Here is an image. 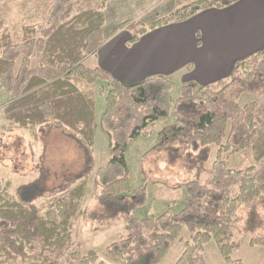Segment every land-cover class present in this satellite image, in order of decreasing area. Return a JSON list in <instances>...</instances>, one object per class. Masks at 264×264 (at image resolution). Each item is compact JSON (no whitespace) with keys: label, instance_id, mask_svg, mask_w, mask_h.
I'll use <instances>...</instances> for the list:
<instances>
[{"label":"trees","instance_id":"obj_1","mask_svg":"<svg viewBox=\"0 0 264 264\" xmlns=\"http://www.w3.org/2000/svg\"><path fill=\"white\" fill-rule=\"evenodd\" d=\"M112 1L52 0L43 7L42 0H25L0 18V88L12 98L5 112L9 126L32 134L53 126L79 143L88 159L87 173L54 192L43 211L15 199L8 185L0 189V264H107L96 251L83 253L72 232L92 192L88 178L94 171L98 87L106 91L102 122L111 138V157L94 175L95 204L87 216L97 224L124 220L129 234L109 247L112 263L159 264L186 227L191 240L176 264H207L203 254L211 241L226 264H244L232 259L239 235L264 247V49L238 61L221 89L185 85L174 100L175 83L165 76L125 86L84 64L105 43L104 10ZM239 1L198 0L148 25L128 21L120 28L131 24L133 44L151 30ZM30 8L36 13L16 22ZM244 94L262 101L241 105ZM173 110L176 122L159 132L148 154L170 157V166L179 162L187 173L196 172L195 179L184 185L183 210L138 220L134 213L146 204L147 189L132 191L126 151ZM247 152L249 167L228 168L229 158ZM204 172L209 178L202 183Z\"/></svg>","mask_w":264,"mask_h":264},{"label":"rangeland","instance_id":"obj_2","mask_svg":"<svg viewBox=\"0 0 264 264\" xmlns=\"http://www.w3.org/2000/svg\"><path fill=\"white\" fill-rule=\"evenodd\" d=\"M51 1L42 0L41 6L50 5ZM124 1L127 0H114L106 5L104 34L113 31L119 22L127 20L126 16L133 15L134 9L130 10L129 8H137L139 16L146 12L139 20L132 19L131 23L141 22V24L148 25L153 20L168 16H164L170 10L167 8L172 7L175 3V0H170L162 8H156L158 3L150 4L151 0H139L136 4L127 5V9H125L123 6L126 2ZM195 1L198 0L186 2L182 6ZM24 2L25 0H0V18H4L10 9H12L10 12H16ZM30 13H36V10L30 8L25 14H16L19 17L16 22L24 21V18ZM130 25L126 27L131 31ZM89 63L91 64V62ZM175 82L172 89L174 100L178 98L182 87L178 81ZM219 89H221L220 86ZM9 99L11 96L0 88V179L3 176L4 180H10L12 192L18 201L43 211L54 192L60 190L68 180L77 178L86 171L87 157L79 143L54 128V134L51 132L52 135L46 137L45 140H42L41 135L36 140L27 131L9 128L4 116V105ZM261 101L262 98L257 95L244 94L239 103L246 105ZM94 103V157L96 168H99L108 163L112 144L102 122L106 108V91H102L100 87L95 93ZM175 122L173 110L170 117L162 119L151 127L149 136L135 139L127 148L126 159L131 176L132 191H136L140 187L147 189L146 204L134 213L138 220L161 216L169 211L180 212L185 208L188 196L184 185L188 180L195 179L194 173L196 172L187 173L179 162L170 166L168 164L170 157L168 156L148 154L158 144L159 132L166 125ZM216 151L215 147L210 163L215 159ZM252 163L251 154L248 155V152L234 155L227 160L228 168L236 170H243ZM208 178V172H204L200 176L202 183ZM90 179L92 180L90 191L93 192L94 176ZM3 186V183L0 184V188ZM92 192L89 197L84 199L77 215L73 228V240L79 244L83 253L96 251L100 260L107 264H113L108 251L109 247L126 238L129 232L122 218L105 224H97L89 220L87 213L94 205ZM191 236V231L184 227L171 250L159 264H176L183 254L185 243L191 240ZM238 240L240 248L232 254L233 260H242L244 264H264L263 246H252L250 239L242 235H239ZM203 255L207 264H226L214 241L205 246Z\"/></svg>","mask_w":264,"mask_h":264},{"label":"crops","instance_id":"obj_3","mask_svg":"<svg viewBox=\"0 0 264 264\" xmlns=\"http://www.w3.org/2000/svg\"><path fill=\"white\" fill-rule=\"evenodd\" d=\"M138 1L127 0L122 6L127 9V5L136 4ZM151 1L150 4L158 3L156 8H162L170 0ZM189 1L192 0H175L164 16L175 12ZM129 9H134L133 15L126 16L127 20L119 22L113 31L105 32V43L95 54L84 59L88 68H100L125 86L137 84L147 78L165 76L175 84L178 81L182 87L194 85L217 88L231 77L238 61L264 49V0H240L228 8L201 11L184 22L151 30L133 44L129 43L131 31L127 27L119 26L132 19L139 20L146 12L139 16L137 8ZM11 102L12 98L4 105L6 122L5 112ZM8 127L27 131L9 124ZM53 128L58 130L53 126H44L35 134L27 132L36 140L39 135L45 140L52 135L51 132L54 134ZM93 166L94 171L88 178L89 182L92 175L101 168H96L95 157ZM87 171L88 159L86 171L77 178L85 175ZM4 179L3 176L0 179V184H4L0 189L8 185V193L15 197L10 180ZM93 202L95 204V199Z\"/></svg>","mask_w":264,"mask_h":264}]
</instances>
